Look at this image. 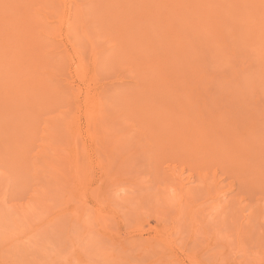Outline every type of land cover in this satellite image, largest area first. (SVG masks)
<instances>
[{
    "label": "rangeland",
    "instance_id": "374dc122",
    "mask_svg": "<svg viewBox=\"0 0 264 264\" xmlns=\"http://www.w3.org/2000/svg\"><path fill=\"white\" fill-rule=\"evenodd\" d=\"M0 264H264V0H0Z\"/></svg>",
    "mask_w": 264,
    "mask_h": 264
},
{
    "label": "bare ground",
    "instance_id": "6f19581e",
    "mask_svg": "<svg viewBox=\"0 0 264 264\" xmlns=\"http://www.w3.org/2000/svg\"><path fill=\"white\" fill-rule=\"evenodd\" d=\"M215 189V188H214ZM170 201V200H169ZM172 202H173V200H172ZM177 203V202H176ZM171 205V204H170ZM182 206V205H181ZM183 207V206H182ZM215 207V206H214ZM183 209V208H182ZM175 210V209H174ZM192 212V211H191ZM177 213V212H176ZM189 216H190V214H189ZM189 216H187V217H189ZM189 219V218H188ZM191 221V220H190ZM188 222V221H187ZM190 223V222H189ZM193 226V225H192Z\"/></svg>",
    "mask_w": 264,
    "mask_h": 264
}]
</instances>
